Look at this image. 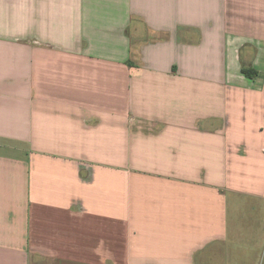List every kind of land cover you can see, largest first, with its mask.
Instances as JSON below:
<instances>
[{
	"label": "crops",
	"instance_id": "obj_1",
	"mask_svg": "<svg viewBox=\"0 0 264 264\" xmlns=\"http://www.w3.org/2000/svg\"><path fill=\"white\" fill-rule=\"evenodd\" d=\"M0 264H264V0H0Z\"/></svg>",
	"mask_w": 264,
	"mask_h": 264
},
{
	"label": "trees",
	"instance_id": "obj_2",
	"mask_svg": "<svg viewBox=\"0 0 264 264\" xmlns=\"http://www.w3.org/2000/svg\"><path fill=\"white\" fill-rule=\"evenodd\" d=\"M241 72L243 75H245L246 77L251 78V79L256 77V75H257L255 71H252L249 68H244V67H242Z\"/></svg>",
	"mask_w": 264,
	"mask_h": 264
}]
</instances>
